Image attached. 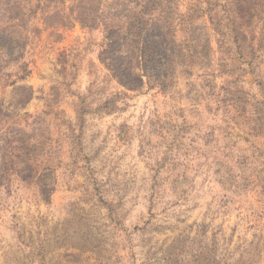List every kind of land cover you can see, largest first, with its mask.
Here are the masks:
<instances>
[{
  "label": "rangeland",
  "instance_id": "374dc122",
  "mask_svg": "<svg viewBox=\"0 0 264 264\" xmlns=\"http://www.w3.org/2000/svg\"><path fill=\"white\" fill-rule=\"evenodd\" d=\"M176 1L211 49L168 90L124 88L101 27L5 63L34 165L0 173V264H264V0Z\"/></svg>",
  "mask_w": 264,
  "mask_h": 264
},
{
  "label": "trees",
  "instance_id": "16d2710c",
  "mask_svg": "<svg viewBox=\"0 0 264 264\" xmlns=\"http://www.w3.org/2000/svg\"><path fill=\"white\" fill-rule=\"evenodd\" d=\"M231 2L237 14L252 16L242 0ZM75 24L102 28V59L128 90L142 88L146 79L168 90L177 74L190 75L211 49L205 24L179 12L176 0H0V71L36 47L43 33L57 42ZM61 72L67 73L63 65ZM25 133L21 126L0 130V173L33 172Z\"/></svg>",
  "mask_w": 264,
  "mask_h": 264
}]
</instances>
